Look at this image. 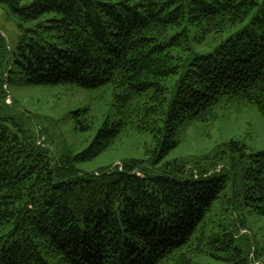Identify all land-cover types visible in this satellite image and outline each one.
Returning a JSON list of instances; mask_svg holds the SVG:
<instances>
[{
	"label": "trees",
	"instance_id": "1",
	"mask_svg": "<svg viewBox=\"0 0 264 264\" xmlns=\"http://www.w3.org/2000/svg\"><path fill=\"white\" fill-rule=\"evenodd\" d=\"M0 5L21 31L0 36V264H264V150L181 154L222 111L264 120V0ZM11 85L96 92L70 116L86 146L15 111Z\"/></svg>",
	"mask_w": 264,
	"mask_h": 264
},
{
	"label": "rangeland",
	"instance_id": "2",
	"mask_svg": "<svg viewBox=\"0 0 264 264\" xmlns=\"http://www.w3.org/2000/svg\"><path fill=\"white\" fill-rule=\"evenodd\" d=\"M0 36L5 39L8 51L17 48L21 37L17 21L9 16L6 8L2 5H0ZM193 37V46L199 51H206L202 44L199 45L198 36L193 35ZM14 80H19V78L14 76ZM8 91L11 96L7 97L6 103L10 106L17 104V107H14L15 111L19 110L26 114H32L37 117L41 127L56 135L63 134L69 149L75 152L86 146L84 140L83 142L78 140V136L74 133V121L70 116L72 112L92 104L96 92L68 90L64 87L45 88L27 85L22 87L11 85ZM110 101L111 99L106 100V102H102L101 107L97 106L99 117L106 112L108 107L104 105L110 104ZM222 117L211 131L199 132V130L190 128L181 154L186 156L200 154L206 149H212L217 144L232 140L242 141L247 146V154L264 150V120L258 113L243 111L238 114H231L222 111ZM61 139L63 140L62 137ZM99 165L100 162L98 161L87 169L94 170ZM115 165L121 167L119 162H115L113 166ZM258 227H264V221L261 220ZM262 232L264 233V231Z\"/></svg>",
	"mask_w": 264,
	"mask_h": 264
},
{
	"label": "built area",
	"instance_id": "3",
	"mask_svg": "<svg viewBox=\"0 0 264 264\" xmlns=\"http://www.w3.org/2000/svg\"><path fill=\"white\" fill-rule=\"evenodd\" d=\"M121 168V167H120ZM122 169V168H121ZM244 233H245V231H244Z\"/></svg>",
	"mask_w": 264,
	"mask_h": 264
}]
</instances>
